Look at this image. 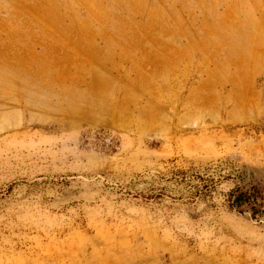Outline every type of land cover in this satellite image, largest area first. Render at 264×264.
Masks as SVG:
<instances>
[{"label":"rangeland","instance_id":"374dc122","mask_svg":"<svg viewBox=\"0 0 264 264\" xmlns=\"http://www.w3.org/2000/svg\"><path fill=\"white\" fill-rule=\"evenodd\" d=\"M0 264H264V0H0Z\"/></svg>","mask_w":264,"mask_h":264},{"label":"trees","instance_id":"16d2710c","mask_svg":"<svg viewBox=\"0 0 264 264\" xmlns=\"http://www.w3.org/2000/svg\"><path fill=\"white\" fill-rule=\"evenodd\" d=\"M247 200V199H246Z\"/></svg>","mask_w":264,"mask_h":264}]
</instances>
